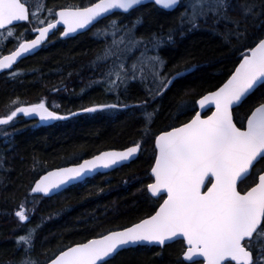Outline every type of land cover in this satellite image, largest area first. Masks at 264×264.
<instances>
[{"label":"snow or ice","instance_id":"snow-or-ice-1","mask_svg":"<svg viewBox=\"0 0 264 264\" xmlns=\"http://www.w3.org/2000/svg\"><path fill=\"white\" fill-rule=\"evenodd\" d=\"M146 2L162 10L183 6L179 23L166 35L155 33L138 39L136 29L143 18L131 25L112 20L99 29L103 39L110 37L111 43L93 62L110 87L123 86L126 90L129 82L146 83L148 99L143 106L169 90L174 80L195 70L193 65L171 79L162 75L166 61L160 49L174 43L176 34L183 37L186 32L198 30L201 23H210L213 28L227 23L232 25L229 35L251 43L242 45L245 51L238 66L223 83L198 100L178 103L177 119L194 112L190 119L154 134V162L149 177L153 182L146 188L148 198L156 202L152 212L129 226L61 247L47 257L45 264H109L127 247L164 246L176 240L186 246L181 264H264V95L249 107L250 114L243 118L246 124L240 122L238 126L235 118L258 88L264 89V34L248 35L249 22L264 17V0L259 5L256 0L236 4L231 0H96L88 6L64 7L55 12L48 9L50 19L30 12L26 0H0V36L15 38L19 22L32 24L28 31L35 33V38L18 40L15 50L0 57V71L12 69L18 58L33 54L58 26H63L61 36L67 37L95 27L114 10L128 14ZM134 52L139 55L128 64ZM116 108L117 104H105L81 111L96 113ZM18 114L38 116L41 121L67 118L41 101L10 109L0 117V126H11ZM154 115L145 112L147 124ZM141 147L137 142L49 171L35 181L30 191L43 196L58 194L64 185L99 168L123 166L136 157ZM15 216L21 223L30 220L25 204L19 206ZM37 231L29 229L17 238V249L24 253L17 264H39L30 256Z\"/></svg>","mask_w":264,"mask_h":264},{"label":"trees","instance_id":"trees-1","mask_svg":"<svg viewBox=\"0 0 264 264\" xmlns=\"http://www.w3.org/2000/svg\"><path fill=\"white\" fill-rule=\"evenodd\" d=\"M36 1L32 5L26 1L30 12L37 7L43 19H50L48 9L55 12L58 8L86 6L96 0ZM260 2L256 0L258 5ZM182 10L183 6H178L164 11L146 3L128 14L113 13L74 37L61 39L56 31L39 50L20 59L11 70L0 73V117L14 107L41 101L59 114L77 113L50 124L19 114L11 126H0V264H17L24 253L17 249L16 240L29 229H38L30 256L45 264L47 257L61 247L129 226L152 212L156 202L148 198L146 188L151 182L154 134L190 119L194 112L177 119L178 103L195 101L223 83L245 51L242 45L251 40H237L229 35L232 25L227 23L215 28L210 23H201L198 30L186 32L183 37L176 34L174 43L160 49L159 54L166 61L162 75L171 79L185 68L195 65V70L174 80L169 90L146 106H143L148 99L146 83L129 82L126 90L123 86L110 87L93 62L111 43V38L103 39L99 31L110 21L131 25L143 18L136 37L147 38L155 33L166 35L179 23ZM262 20L264 17L249 22V36L264 34ZM32 26L27 22L17 24L15 38L7 37L0 42V56L11 51L18 40L31 38L34 33L28 30ZM138 55L139 52H134L127 63L131 64ZM261 95L264 89L258 88L255 96L236 113L238 126L245 123L243 118L249 114V107ZM105 104H117L118 108L96 113L81 111ZM145 112L155 113L150 125L145 121ZM137 142L142 144L140 153L128 164L95 174L50 197L30 191L35 179L46 170ZM21 204H25L30 215L26 223L15 216ZM184 249L179 240L163 247H131L120 251L109 264H181Z\"/></svg>","mask_w":264,"mask_h":264},{"label":"water","instance_id":"water-1","mask_svg":"<svg viewBox=\"0 0 264 264\" xmlns=\"http://www.w3.org/2000/svg\"><path fill=\"white\" fill-rule=\"evenodd\" d=\"M96 2V1H95ZM94 3V2H93ZM146 3H148V2H146ZM145 3V4H146ZM86 6H88V5H86ZM62 8H64V7H62ZM61 8H58V9H56V11H59ZM164 11H172V10H164ZM113 13H121V11L120 10H114L113 11ZM112 13V14H113ZM112 14H110V15H112ZM110 15H108V16H110ZM21 23H26V22H19L18 24H21ZM91 28V27H90ZM58 30H60V32H59V37L61 38V39H66V38H69V37H74V36H76V35H78V34H80V33H83V32H85V31H87V30H89V29H85V30H80V31H78L77 33H72V34H70L69 36H67V37H62L61 36V32L63 31V26H58V29H53L50 33H49V36H48V38L54 33V32H56V31H58ZM33 38H35V35L32 37V38H30V39H33ZM47 38V39H48ZM41 47H39L37 50H39ZM13 50H15V48L13 49ZM12 50V51H13ZM37 50H35L34 51V53L37 51ZM11 52V51H10ZM10 52H8V53H5V54H3V55H7V54H10ZM2 55V56H3ZM29 55H32V54H27V55H25V56H23V57H21V58H18V61L20 60V59H22V58H24V57H27V56H29ZM2 56H0V57H2ZM18 61L14 64V65H16L17 63H18ZM239 63V62H238ZM238 63H237V65L236 66H238ZM13 65V66H14ZM235 66V67H236ZM10 70V69H9ZM235 70V68L233 69V71ZM5 71H7V70H2V71H0V73H2V72H5ZM232 71V72H233ZM206 94V93H205ZM200 98V97H199ZM198 98V99H199ZM197 99V100H198ZM28 106V105H27ZM49 110H51V109H49ZM197 110H199V108L197 107ZM213 110H214V108H213ZM51 111H53V110H51ZM76 113V112H75ZM59 114V113H58ZM72 114V113H71ZM71 114H68V115H62V114H59V115H61V116H64V117H70L71 116ZM77 114V113H76ZM204 113L202 112V115H203ZM207 114H211L210 112H208ZM250 114V113H249ZM19 115V114H18ZM26 117H28V118H30V119H33V120H38L39 122H41V123H46V124H50V123H53V122H55V121H59V120H49V121H41L40 119H39V117L38 116H26ZM62 120H65V119H62ZM245 124H246V121H245ZM177 126H179V125H177ZM130 146H132V145H130ZM129 147V146H128ZM125 148H127V147H125ZM125 148H121V149H105V150H102V151H100V152H103V151H111V150H123V149H125ZM100 152H98V153H100ZM98 153H96V154H94V155H97ZM139 153H140V151L137 153V155H136V157L139 155ZM94 155H92V156H90V157H87V158H85V159H90L91 157H93ZM135 157V158H136ZM135 158H133L132 160H134ZM84 159H82L81 161H79V162H77V163H74V164H69V165H64V166H60V167H55V168H52V169H49V170H47V171H45L44 173H42L39 177H37L36 179H35V181L36 180H38L41 176H43V175H45L47 172H49V171H54V170H56V169H58V168H64V167H70V166H74V165H76V164H78V163H81L82 161H83ZM132 160H130V161H132ZM130 161H128V162H124L123 163V165L124 164H128ZM154 162V161H153ZM120 167V166H119ZM115 168H118V167H115ZM115 168H113V169H115ZM113 169H103V168H99V169H97L95 172H93V173H90V174H88V176L87 177H85V178H83V179H81V180H77V181H73V182H71L70 184H67V185H64L63 186V188H62V190H60L59 191V193L60 192H62L64 189H66L67 187H69V186H72V185H74V184H77V183H79V182H82V181H84V180H86L87 178H90V177H92L93 175H95V174H98V173H101V174H103V173H108V172H110V171H112ZM149 174H150V171H149ZM35 181L33 182V184L31 185V187H33L34 186V183H35ZM151 182H153V181H151ZM150 182V183H151ZM31 190V189H30ZM33 194V193H32ZM34 195H42L43 196V194H34ZM52 195H55V194H52ZM52 195H49V196H43V197H50V196H52ZM162 202V201H161ZM92 238H96V237H92ZM92 238H90V239H92ZM84 242H86V241H84ZM173 242V241H172ZM168 243H171V242H167L166 244H168ZM185 246V245H184ZM156 247H163V246H156ZM186 247V246H185ZM127 248H131V247H127ZM127 248H125V249H127ZM181 258L183 259V257H182V255H181Z\"/></svg>","mask_w":264,"mask_h":264},{"label":"rangeland","instance_id":"rangeland-1","mask_svg":"<svg viewBox=\"0 0 264 264\" xmlns=\"http://www.w3.org/2000/svg\"><path fill=\"white\" fill-rule=\"evenodd\" d=\"M27 2H28V4H31V2H33L34 4H36V0H26ZM32 5V4H31ZM31 12H34V13H36V15L38 16V17H40V18H42V16H40V12H41V10L40 9H38L37 7L35 8V9H32V11ZM43 19V18H42ZM7 38V36L5 35V36H0V42H2V40L3 39H6ZM67 115V114H66Z\"/></svg>","mask_w":264,"mask_h":264},{"label":"bare ground","instance_id":"bare-ground-1","mask_svg":"<svg viewBox=\"0 0 264 264\" xmlns=\"http://www.w3.org/2000/svg\"><path fill=\"white\" fill-rule=\"evenodd\" d=\"M92 28V27H91Z\"/></svg>","mask_w":264,"mask_h":264}]
</instances>
